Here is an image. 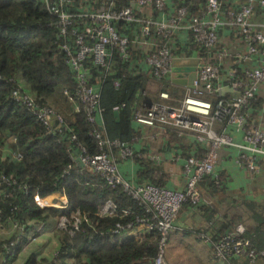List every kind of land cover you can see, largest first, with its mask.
<instances>
[{
	"label": "built area",
	"instance_id": "built-area-1",
	"mask_svg": "<svg viewBox=\"0 0 264 264\" xmlns=\"http://www.w3.org/2000/svg\"><path fill=\"white\" fill-rule=\"evenodd\" d=\"M41 1L54 18L52 24L60 38L58 47L73 74L75 89L73 96H68L76 99V111L83 110L86 121L91 125L89 135L96 141L99 150L90 154L84 145L76 143V152L67 151L70 161L66 169L71 168L72 163L77 164L78 157L84 167L107 185L122 187L135 206L121 208L108 198L99 204L95 214L101 218L130 216L114 223L110 233L118 237H139L143 233L156 232L159 240L154 264H168L165 252L173 223L184 204H200V181L214 172L219 150L229 145L249 151L250 154L243 152L238 157L239 166L253 175L260 169L256 156H264V129L253 122L249 123L248 115L264 81V20L253 17L257 6L264 11V0H233L234 6L224 12L227 0H206L205 8H200L197 14H191L186 6H179L165 16L166 0H130L128 5L121 8L116 7L115 0H103L100 10L85 5L90 0ZM67 7H74V10L69 11ZM144 8H150L152 15L140 17ZM155 12L159 16L154 17ZM118 22L134 23L135 33L121 34L116 26ZM227 27L243 42L245 51L232 50L223 44L219 31ZM181 31L189 33V39L192 37V42L201 51L207 52L209 60L201 56L173 53L171 44ZM133 51L144 55L143 68L159 81L160 86V101L136 107L135 122L143 127L158 128L165 135L171 129L180 130L179 134L190 132L207 147L201 156L191 155L183 163L182 172L186 176V183L182 189L149 182L134 184L126 180L119 173L117 156L133 159L143 154L135 151L129 143L105 136L102 119L98 120L101 117L99 90L89 82L94 80L91 67L102 68V76L96 80H104L111 70L114 54L127 62ZM189 58L195 61L196 67L192 87L179 84L185 91L184 96L178 104L168 103L171 96L163 86L168 80L187 79L189 73L183 69L189 67L185 64ZM227 62L232 65L223 71L221 65ZM244 62H251L252 66L240 68ZM114 85L117 86L118 82H114ZM12 95L42 124L55 120L62 126L61 118L50 108L38 105L32 97L20 94L17 90H12ZM210 95L218 98L215 106L208 97ZM113 109L118 111L119 106ZM216 121L232 124L241 132L242 142H233L224 130L216 127ZM69 140H76L73 133L69 135ZM10 155L15 159L19 157L18 153L10 152ZM6 157L1 152V158ZM149 158L155 162L162 160L160 155H149ZM0 182L8 184L9 181L0 174ZM32 202L39 208L63 209L67 206L62 192L43 196L34 194ZM54 220L56 229L72 235L79 223L87 218L77 210H72L68 215L56 216ZM9 225L12 230L20 228L15 220H10ZM244 232L245 228L238 224L215 241L206 235H203V239L212 245L214 256L226 264L238 256L249 261H264V246H254Z\"/></svg>",
	"mask_w": 264,
	"mask_h": 264
},
{
	"label": "trees",
	"instance_id": "trees-1",
	"mask_svg": "<svg viewBox=\"0 0 264 264\" xmlns=\"http://www.w3.org/2000/svg\"><path fill=\"white\" fill-rule=\"evenodd\" d=\"M102 1L90 0L85 5L100 10L103 8ZM170 2L172 9L186 6L191 14H197L206 5V0ZM129 3L130 0H115L117 8ZM233 6V0H227L223 12ZM67 10L73 11L74 7H67ZM157 16L159 13L155 12L154 17ZM253 17L264 20V11L257 6ZM53 20L41 0H0V147L7 143L9 149L6 159L1 158L0 152V174L9 181L8 184L0 182V224L3 228V233H0V264L14 262L27 244L28 237L39 232L38 225L52 223L55 216L68 215L72 210L85 215L87 220L81 221L72 235L53 230L58 247L51 257L29 252L19 264H154L159 240L156 232L143 233L139 237H118L110 233L114 223L130 216L101 218L95 214L99 204L108 198L121 208L134 207L135 202L122 187H110L87 167H78L76 163L66 169L70 161L67 151L76 152V143L84 145L90 154L99 150L96 141L89 135L91 125L86 121L83 110L76 111V99L68 96H73L74 78L58 47L60 38ZM116 26L121 34H131L134 23L118 22ZM171 45L177 55H190L198 48L192 37L187 42L175 40ZM201 53L208 57L206 51ZM143 57V54L133 51L130 60L124 62L114 54L111 70L104 80H96L102 76L103 69L91 67L94 80L89 82L99 90L103 133L126 144L132 143L134 136H138L135 135L134 111L140 94L150 80L148 72L134 71V62ZM251 66V62L240 64L242 69ZM114 82L118 85L115 86ZM163 89L176 96L185 94L182 87L170 80ZM12 90L50 108L61 118L62 126L55 120L45 125L39 122L20 100L14 98ZM208 97L215 106L218 98L214 95ZM115 106H119L116 116ZM216 123L220 125L219 121ZM71 133L76 139L73 142L69 140ZM201 146L202 150H207L205 145ZM10 152L18 153L19 157L15 159ZM140 164L142 169L138 173L137 184H160L152 177L157 167L152 160L147 158ZM157 170L160 168L157 167ZM210 175L202 180L213 187L220 186L221 181ZM57 191L64 193L66 208H39L32 202L33 194L43 196ZM9 220H15L20 228L6 234ZM236 223L225 227V233L233 230L238 225ZM244 234L246 236V232ZM214 237L211 238L213 241L219 238ZM250 240L254 246H264L263 242ZM165 258L168 264L183 263L177 262L170 251Z\"/></svg>",
	"mask_w": 264,
	"mask_h": 264
},
{
	"label": "crops",
	"instance_id": "crops-1",
	"mask_svg": "<svg viewBox=\"0 0 264 264\" xmlns=\"http://www.w3.org/2000/svg\"><path fill=\"white\" fill-rule=\"evenodd\" d=\"M170 1L166 0L164 16L172 11ZM151 15L150 8L142 9V13L139 14L140 17ZM134 33L135 28L133 27L131 35ZM220 36L223 44L229 46L232 50L245 51L243 42L233 35L231 28L221 29ZM176 40L187 42L189 33L186 31L179 32L176 35ZM189 56H201L203 59L209 60L202 55L199 48L194 49ZM194 62L192 58H189L185 64L192 66ZM134 63V71L146 72L143 68L142 59H138ZM229 67H231L229 62L221 65L223 71H227ZM170 81L174 84V80ZM159 90V81L150 76V80H148L145 89L140 94L136 107L149 102L160 101L158 97ZM171 94V99L167 102L178 104L183 94L182 96ZM98 120L101 121V117H98ZM219 122L220 125L216 123L218 129L224 130L233 142H242L241 132L237 131L232 124ZM248 122L258 124L264 129V81L260 85L254 103L250 108ZM134 127L135 135L139 137L134 136L130 145L135 151L141 152L143 156L136 159L118 158L119 173L129 182L137 184L138 173L142 169L140 161L147 158L151 160L149 155H160L162 156L160 162L152 160V163L160 168L158 171L156 167V171L153 172L152 177L154 180L160 182L158 185L168 188H184L186 176L182 172L183 163L191 155L201 156L206 151V149L202 150L201 145L203 144L199 143L192 133L186 131L179 134L180 130L171 129L165 135L158 128L143 127L137 123ZM7 150V143L0 147L3 154L8 155ZM243 152L250 154L249 151L241 150L236 146L222 147L219 150L218 163L214 172L210 175V177L218 178L221 181V187H213L207 181L202 180L199 184L202 195L200 204L198 206L184 204L181 207L167 242L169 251L177 262L183 261L182 264H226L214 256L209 242L203 239V235L210 238L213 235L218 237L225 233V227H231L234 222L245 228L246 237L254 239L256 243L263 242L264 244V235L262 234V232L264 233V156H256L260 169L252 175L248 170L239 166L237 162L238 157ZM175 158L177 159L175 160ZM216 183L219 184L218 181ZM10 232V230H6V234ZM52 232L53 222L41 225L36 240L30 243L31 245L28 243L29 252H37L36 254L41 256L48 254L51 247H53L54 253L58 243L54 233L52 236ZM19 254L12 264H19L21 261L19 263L16 261L25 257L19 256ZM228 264H264V261H249L243 256H238L231 258Z\"/></svg>",
	"mask_w": 264,
	"mask_h": 264
},
{
	"label": "water",
	"instance_id": "water-1",
	"mask_svg": "<svg viewBox=\"0 0 264 264\" xmlns=\"http://www.w3.org/2000/svg\"><path fill=\"white\" fill-rule=\"evenodd\" d=\"M195 69H196V67H195V62H194V64H192V66H189V67L183 69V70H185V71H187L189 73L188 76H187V79L186 80L185 79H182V80L181 79H176V80H174V82L178 83L180 85H185L186 84L189 87H192V81H193V79H194V77L196 75ZM176 70H179V69L176 68ZM114 115L116 116L117 112H114ZM76 161L78 162V165L80 167L84 166L83 164H81L79 162V158L78 157H76Z\"/></svg>",
	"mask_w": 264,
	"mask_h": 264
},
{
	"label": "clouds",
	"instance_id": "clouds-1",
	"mask_svg": "<svg viewBox=\"0 0 264 264\" xmlns=\"http://www.w3.org/2000/svg\"><path fill=\"white\" fill-rule=\"evenodd\" d=\"M174 84H175V82H174ZM115 112H117V111H115ZM118 158H120V157L117 156V159H118ZM76 162H77V161H76ZM77 166L80 167V166L78 165V162H77ZM83 167H84V166H83ZM83 167H81V168H83ZM57 192H61V191H57ZM52 193H54V192H52ZM62 193H63V192H62ZM49 194H51V193H49ZM63 194H64V193H63ZM33 195H34V194H33ZM33 195H32V196H33ZM47 195H48V194H47ZM64 196H65V195H64ZM105 200H106V199H105ZM191 206H192V205H191ZM66 207H67V206H66ZM66 207H65V208H66ZM55 209H56V208H55ZM58 209H62V208H58ZM59 215H60V214H59ZM57 216H58V215H57ZM55 217H56V216H55ZM55 217H54V219H55ZM54 219H53V230L56 229V228H55V220H54ZM9 221H10V220H9ZM9 221H8V223H7V225H8L7 227H8V229H9L11 232H13V231H15V230H12V229L10 228ZM38 224H40V223H38ZM38 224H36V225H38ZM40 225H41V224H40ZM40 227H41V226L38 225V228H40ZM56 230H58V229H56ZM171 230H172V229H171ZM2 231H3V228H2V225L0 224V233H1ZM58 231H61V230H58ZM64 232H65V231H64ZM37 233H38V232H36V235H37ZM170 233H171V232H170ZM36 235H34V236H31V235H30V236L28 237L27 244H28V243H31V242H34V241L36 240ZM68 235H69V234H68ZM209 238H210V237H209ZM168 239H169V238H168ZM210 239H211V238H210ZM27 244H25V245L22 247L21 250H23L24 248H26ZM210 245H211V244H210ZM166 248H167V247H166ZM54 253H55V252H54ZM54 253H53V254H54Z\"/></svg>",
	"mask_w": 264,
	"mask_h": 264
},
{
	"label": "rangeland",
	"instance_id": "rangeland-1",
	"mask_svg": "<svg viewBox=\"0 0 264 264\" xmlns=\"http://www.w3.org/2000/svg\"><path fill=\"white\" fill-rule=\"evenodd\" d=\"M57 93H58V91H57ZM253 175V174H252ZM50 219H51V217H50ZM52 220V219H51ZM41 222H44V221H41ZM52 236H53V232H52ZM31 243H33V242H31ZM30 244V243H29ZM29 244H27V246L29 245ZM31 245V244H30ZM26 246V248H24L23 250H21V252H20V254H19V256H26L27 254H28V252H29V250H28V247ZM35 253H37V252H35ZM169 253V247L168 248H166V252H165V256L167 255ZM53 255V247H51V249H50V251H49V253L48 254H43V255H41V256H46V257H51ZM166 259V258H165ZM23 259H18L16 262L17 263H19V261H22ZM167 261V260H166ZM16 264V263H15Z\"/></svg>",
	"mask_w": 264,
	"mask_h": 264
}]
</instances>
